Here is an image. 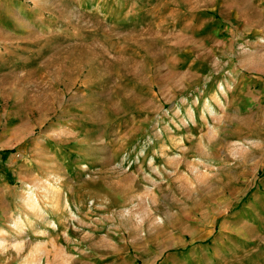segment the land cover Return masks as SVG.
I'll return each instance as SVG.
<instances>
[{
  "label": "rangeland",
  "instance_id": "rangeland-1",
  "mask_svg": "<svg viewBox=\"0 0 264 264\" xmlns=\"http://www.w3.org/2000/svg\"><path fill=\"white\" fill-rule=\"evenodd\" d=\"M20 213L0 264H264V0H0V237Z\"/></svg>",
  "mask_w": 264,
  "mask_h": 264
},
{
  "label": "bare ground",
  "instance_id": "bare-ground-1",
  "mask_svg": "<svg viewBox=\"0 0 264 264\" xmlns=\"http://www.w3.org/2000/svg\"><path fill=\"white\" fill-rule=\"evenodd\" d=\"M58 178H60V176H58ZM61 188H62L61 185H57L56 188L55 187H52L51 189L47 188L48 190L47 194H49V198L54 194L61 195L62 193ZM24 202L26 203L27 207L31 209H38L45 216L46 214L49 213L48 209H46L44 206L41 205L40 195L36 193L35 188L32 185H28L26 187V197H25ZM47 205L48 206L51 205L53 209H56L54 208L56 206L54 204L47 203ZM10 217L11 218H10L9 223L12 225V228H14L15 235L8 237L7 230L1 229V233L3 234V237H0V249L2 253L9 254V255L21 252L20 250L23 248L24 242L26 241L24 234L27 233V231L31 228L32 221H33L32 218L25 216L23 213H20L15 216L12 215ZM47 223L52 229L59 228L57 219L53 217L52 215H50V217L47 218ZM40 247H41L40 245H35L34 248L30 251V254H36V252L37 253L43 252V249H40Z\"/></svg>",
  "mask_w": 264,
  "mask_h": 264
}]
</instances>
